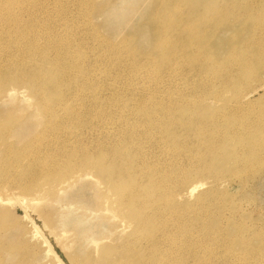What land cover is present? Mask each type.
<instances>
[{
	"label": "rangeland",
	"instance_id": "374dc122",
	"mask_svg": "<svg viewBox=\"0 0 264 264\" xmlns=\"http://www.w3.org/2000/svg\"><path fill=\"white\" fill-rule=\"evenodd\" d=\"M2 185L0 264H264V0H0Z\"/></svg>",
	"mask_w": 264,
	"mask_h": 264
},
{
	"label": "bare ground",
	"instance_id": "6f19581e",
	"mask_svg": "<svg viewBox=\"0 0 264 264\" xmlns=\"http://www.w3.org/2000/svg\"><path fill=\"white\" fill-rule=\"evenodd\" d=\"M252 1V0H251ZM255 5V4H254ZM220 6H221V4H220ZM250 6H251V4H250ZM226 8V7H225ZM247 8V7H246ZM219 9V8H218ZM250 9H251V7H250ZM250 9H248V10H250ZM257 9V8H256ZM247 10V9H246ZM254 12V11H253ZM233 14V13H232ZM252 14V13H251ZM230 15H231V13H230ZM227 12L226 13H223V18L222 19H224V18H226L227 20H228V18H229V16H230ZM232 18V17H231ZM214 32V31H213ZM212 35H214L213 33H212ZM211 36V35H210ZM202 45H203V43H202ZM201 46V45H200ZM38 69V68H37ZM40 71H42V70H40ZM39 71V72H40ZM34 72V71H33ZM35 72H36V70H35ZM38 72V73H39ZM44 76H45V73H44ZM49 76V75H48ZM50 77H51V75H50ZM52 78H53V75H52ZM51 78V79H52ZM47 80H45L44 82H46ZM59 87V86H58ZM136 163V162H135ZM131 164H132V162H131ZM138 166V165H137ZM136 166V168H138ZM133 167V166H132ZM113 168H114V174H113V176L112 177H109V175L108 176H105L104 175V179H106V181L108 180L109 182L111 181L112 183H114L115 185H116V181H119L120 180V182L122 183L123 182V180L125 181L124 183H126V185L128 186V187H130L129 185H130V183H132L131 182V177L130 176H132L131 174H133V176L135 175L133 172H132V170H131V172L132 173H127L126 175H123L122 173H120V172H122V171H119V167H118V165L117 164H114L113 165ZM131 168V167H130ZM15 169V168H14ZM133 169H134V167H133ZM16 170V169H15ZM53 170V169H52ZM136 170V169H135ZM135 170H134V172H135ZM55 170H53L52 172H54ZM51 172V171H50ZM105 172V171H104ZM39 173V172H38ZM41 173V172H40ZM39 173V174H40ZM44 173H46V172H44ZM49 173V172H48ZM106 173V172H105ZM139 173V172H138ZM43 174V173H42ZM52 174V173H51ZM119 174V175H118ZM106 175H107V173H106ZM124 176L123 178H122V176ZM139 175H141V174H139ZM138 175V176H139ZM142 176V175H141ZM49 177V176H48ZM70 177V175H68L67 177H65V179H68ZM136 177V176H135ZM51 178H52V175H51ZM122 178V179H121ZM137 178V177H136ZM136 178H134V179H136ZM140 178H142V177H140ZM64 179V180H65ZM131 179V180H130ZM18 180V179H17ZM63 180V181H64ZM69 180V179H68ZM122 180V181H121ZM142 180V179H141ZM20 181V180H19ZM67 181V180H66ZM107 181V182H108ZM134 181V180H133ZM65 182V181H64ZM183 181H181V183H182ZM5 183H6V181H5ZM4 183V184H5ZM141 183V182H140ZM140 183H139V185H140ZM178 183V182H177ZM145 184H146V181H145ZM199 184L200 183H194V185H192V186H190V187H188V193L189 194H192V192L193 191H195V189H197V187L199 186ZM21 185H23V184H21ZM179 185V184H178ZM3 187L2 188H0V202L1 203H3V204H9L11 201H15V202H18L19 203V205H21V204H23V203H25L26 204V206L28 205V206H34L35 204H37V201H35V199L34 198H26V196H24V197H21V196H19V195H15V194H13L11 191H12V189H10V185L9 186H7V185H2ZM18 186V185H17ZM25 186V185H24ZM143 186H144V183H143ZM155 186V185H154ZM153 186V187H154ZM182 186V185H181ZM9 187V188H8ZM20 187V186H19ZM146 187V186H145ZM160 187V186H159ZM178 187V186H177ZM177 187H175V188H177ZM12 188H13V186H12ZM18 188V187H17ZM28 188V187H27ZM27 188H25V189H27ZM139 188V187H138ZM142 190H143V187H140ZM179 188V187H178ZM177 188V189H178ZM145 189V188H144ZM146 189H147V187H146ZM171 189V188H170ZM176 189V190H177ZM15 191V190H14ZM13 191V192H14ZM17 191H19V190H17ZM16 191V192H17ZM28 191H29V188H28ZM28 191H26V193L28 192ZM162 191H163V189H162ZM20 192V191H19ZM22 192V191H21ZM161 192V191H160ZM173 192H176V191H173ZM182 192V191H181ZM186 192V191H185ZM122 193V192H121ZM119 194V196H120V198H119V200H120V203H122V204H125V203H129L128 201H132V203L136 200V201H138V197L136 198V193H131L130 195H128V197L125 199V201H124V196H126L125 195V192H123L122 194ZM138 193V192H137ZM159 194H162V193H159ZM175 193H173V195H174ZM187 194V193H186ZM136 195V196H135ZM163 195V194H162ZM177 195V194H176ZM118 196V197H119ZM144 196V195H143ZM180 196V195H179ZM178 195H177V197H179ZM182 196H184V195H182ZM169 197H171V196H169ZM147 198H149V197H147ZM164 198V197H163ZM145 199V198H144ZM141 200V199H140ZM148 201V200H147ZM152 201V200H151ZM164 202V201H163ZM17 203V204H18ZM166 203V202H165ZM158 205V204H157ZM160 205V204H159ZM23 208V207H22ZM157 208V207H156ZM155 208V209H156ZM33 209H34V207H33ZM153 210V209H152ZM25 211V210H24ZM153 212H154V210H153ZM156 213V212H155ZM152 214H154V213H152ZM149 217H151V216H149ZM153 217V216H152ZM156 217V216H155ZM154 217V218H155ZM158 217V216H157ZM29 219V218H28ZM45 225V224H44ZM34 228V227H33ZM35 232L36 233H41L40 231H39V229L37 228L36 229V227H35ZM64 233H65V231L63 230H61V232L59 233V235H64ZM41 235V234H40ZM139 235V234H138ZM146 235V234H145ZM59 242V241H58ZM146 264H150V260L148 261H146L145 262ZM144 263V264H145Z\"/></svg>",
	"mask_w": 264,
	"mask_h": 264
}]
</instances>
